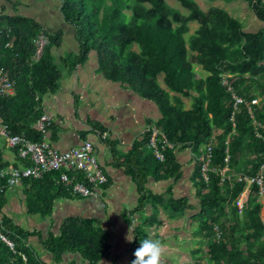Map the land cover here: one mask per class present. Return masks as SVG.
<instances>
[{
	"label": "trees",
	"instance_id": "1",
	"mask_svg": "<svg viewBox=\"0 0 264 264\" xmlns=\"http://www.w3.org/2000/svg\"><path fill=\"white\" fill-rule=\"evenodd\" d=\"M61 1L64 19L76 29L80 45L79 55L63 59L62 64L78 68L95 51L108 78L130 85L161 106L163 117L158 127L176 145L165 152L166 159L161 162L147 150L150 135L146 134L128 162L120 163L138 185L140 200L135 214L144 218L135 228L134 252L142 240L153 239L149 229L167 226V219L160 216L161 210L180 215L196 208L185 197L166 201L163 196L154 195L147 186L149 177L158 181L178 178L181 167L176 150L190 147L196 158L212 146L209 180L203 176L201 162L195 160L193 172L199 200L193 217L198 225L194 233L207 246L206 264H264V203L258 184L245 179L259 176L264 165V130L262 138L257 137L247 107L236 110L233 93L223 84V76L228 74L236 94L248 101L262 97L254 105V115L264 123V27L247 32L243 23L227 10L212 6L204 11L196 0H178L189 14L170 6L166 0ZM241 1L264 23V0ZM0 21V67L16 81L15 94L0 97V122L13 135L42 141L36 123L45 112L42 98L55 94L62 79L50 52L60 45L61 35L50 36L45 54L35 62V41L42 27L21 16L1 15ZM191 22H197L199 28L187 37ZM194 65L201 66L208 75L198 73ZM160 75H164L168 90L161 86ZM182 97L194 99L191 109L185 108ZM15 153L18 156L16 150ZM18 162L14 166L29 164L19 157ZM227 165L229 171L223 175ZM9 166L12 165L4 160L0 150V170ZM60 176L61 172L56 171L43 179L22 181L43 190L39 191L42 195L30 190L27 201L31 213L48 217L56 198L74 197L57 183ZM5 191L0 190L1 230L15 244L16 252L0 239V264H44L28 244L36 231H27L3 216ZM240 198L242 209L238 205ZM149 206L153 211L148 216ZM216 228L221 232L220 239ZM41 244L57 261L71 252L89 264H100L110 250L107 231L97 220L83 218L67 220L59 236L51 235ZM203 251L202 247L192 251L194 264L202 261Z\"/></svg>",
	"mask_w": 264,
	"mask_h": 264
},
{
	"label": "crops",
	"instance_id": "2",
	"mask_svg": "<svg viewBox=\"0 0 264 264\" xmlns=\"http://www.w3.org/2000/svg\"><path fill=\"white\" fill-rule=\"evenodd\" d=\"M61 7V0H0V16L33 19L49 37L61 35L60 45L50 50L54 63L62 73L59 89L55 94L42 98L44 111L55 119L54 128L48 138L58 152L79 147L85 141L92 142L99 163L108 177V183L101 189V196L98 198H56L52 213L44 217L31 213L27 201L32 190L40 195L43 190L39 185L21 182L6 189L3 216L11 218L16 225L27 231H36V235L29 238L28 244L44 264H89L79 254L71 252L57 261L41 244V240H46L51 235L59 236L63 224L72 218L97 220L107 231L110 250L100 264H131L135 228L144 218L135 214L140 200L138 185L127 167L120 163L128 162L127 158L131 157L135 146L142 144L148 126L158 127L163 117L162 109L156 101L130 85L108 78L100 68L95 51L78 68H67L62 64L63 59L79 55L80 45L76 38V29L65 21ZM248 14L255 25L245 31L257 32L264 27V23L253 12ZM205 75L203 76L206 77ZM184 98L186 97H182L186 104ZM1 129L0 124V150L3 151L4 160L11 165L19 164L15 150L2 135ZM101 135H106L107 138L102 140ZM147 150L150 152L149 148ZM176 155L181 175L159 181L151 176L147 186L154 195L163 196L166 201L172 198H188L191 206L196 207L186 210L193 219L199 203L193 181L196 159L190 147H180L176 150ZM152 211L153 208L149 206L146 215H151ZM168 213L171 214L166 210L160 211V216L166 217L168 222L163 227L165 231L161 232L169 231L171 235L174 232L183 236L189 233L187 230L179 231L178 226L183 224ZM130 227L132 241L128 242L125 236L128 235ZM163 228L149 231L155 237L156 233L161 234L159 231ZM168 244L171 246H167ZM183 250L184 247L177 243L172 245L166 242L162 258L164 264H173L172 261L178 260L179 253ZM188 250L190 249H185ZM188 255L192 257L193 264L192 252Z\"/></svg>",
	"mask_w": 264,
	"mask_h": 264
},
{
	"label": "built area",
	"instance_id": "3",
	"mask_svg": "<svg viewBox=\"0 0 264 264\" xmlns=\"http://www.w3.org/2000/svg\"><path fill=\"white\" fill-rule=\"evenodd\" d=\"M3 34V27L0 21V36ZM51 43L50 37L45 31H40L37 35L35 46L36 51L33 56L35 62H39L46 49ZM8 46H11L8 44ZM231 75L224 74L223 84L229 86V90L233 93L235 101L234 106L237 110L240 106H246L251 118L254 120L256 135L262 138L261 130H264V123L255 119L254 105L260 100L248 101L244 97L236 94L229 84ZM16 81L10 76L9 71L0 67V97L12 96L15 94ZM2 135L7 138L9 145L17 151L19 159L28 162V165L9 166L0 170V190L7 189L10 186L21 183L24 179H43L50 172H61L57 183L63 185L74 197H95L101 196V189L108 183V177L101 167L95 146L90 141H85L81 146L72 148L67 151H56L48 138L51 128L55 124L53 115L44 112L36 123V127L43 135L42 141H31L24 136L13 135L7 126L1 122ZM149 134L148 148L152 151L154 157L164 162L166 159L165 152L168 149H175L176 145L171 143L166 134L162 132L156 125H150L146 129ZM106 135H101V139L105 140ZM212 146L207 148V152L196 156V161L202 163V172L204 178L209 180V168L212 161ZM229 163V157L226 158ZM229 171L227 165L222 173L225 175ZM264 165L261 168L259 176L255 178L245 177L251 183H257L260 187L262 198H264ZM243 176L241 177V179ZM238 205L242 209L243 202L240 198ZM264 218V217H263ZM264 220V219H263ZM217 238H221V232L216 228ZM0 239L6 243L14 252L15 244L9 240L1 230L0 221ZM24 259L26 256L23 255ZM11 264V263H9Z\"/></svg>",
	"mask_w": 264,
	"mask_h": 264
},
{
	"label": "rangeland",
	"instance_id": "4",
	"mask_svg": "<svg viewBox=\"0 0 264 264\" xmlns=\"http://www.w3.org/2000/svg\"><path fill=\"white\" fill-rule=\"evenodd\" d=\"M196 1L198 2V4L201 6V8L204 11H208L212 6L221 7L223 9L227 10L235 18H238L243 23V25L245 26V29L247 28L248 30H250L255 25L249 19V14H248L249 12L251 14L253 11L251 10V8L248 7L247 3H245L241 0H234L230 3L225 1V0H196ZM166 2L170 6L176 8V9H179L184 14H189V11L187 9H185L178 0H166ZM245 10L249 11V12H246ZM190 28H191V31L187 37H189L190 35L195 33V31L199 28V24L197 22H191ZM257 28H259V27H257ZM253 30H256V29H253ZM135 49L138 50V46H135ZM194 67H195V70L198 73H200L201 75H205V74L208 75L207 72H204V70L201 66L194 65ZM159 82L163 88L167 89V86L164 83V75L159 76ZM184 99L186 102V104H185L186 108H192L193 103H194V99L192 97L184 98ZM259 100L261 101L262 97H260ZM262 202L264 203V198H262ZM189 214H190V212H186L185 214H180V215L168 213V215H170L174 218L175 217L178 218L181 221V223L183 224L181 226L180 225L178 226L179 231H182V230L189 231V233H187L185 236H183L181 234L176 235L174 232H173V235H171V232H169V231L166 233L161 232V231H165L164 228L159 231V232H161V234L156 233L155 237L150 234V231H149V234L153 237V239L156 238L157 240L159 239L163 244L165 243L164 245H166V242H167V243H170L172 245H173V243H177L181 247H184L183 252L179 253V256H178L179 259L176 261H172L173 264H192V257L190 255L187 256V254H189V253L191 254V252L196 250L198 247H202L204 250L203 253L201 254L202 261H200L199 264H206L207 261H206V259H204V255H206L205 251L207 249V246L202 242L200 237L195 235L194 231L196 230L198 225L190 217ZM263 217H264V208H263ZM165 219H166V217H165ZM170 220H172V219H170ZM186 223H187V225H186ZM176 232H177V229H176ZM167 246H171V245L168 244ZM185 249H190V250L185 251ZM174 258H177V255H174Z\"/></svg>",
	"mask_w": 264,
	"mask_h": 264
},
{
	"label": "clouds",
	"instance_id": "5",
	"mask_svg": "<svg viewBox=\"0 0 264 264\" xmlns=\"http://www.w3.org/2000/svg\"><path fill=\"white\" fill-rule=\"evenodd\" d=\"M129 229L128 235L125 236L126 241L131 242ZM165 252V245L160 240L144 239L140 246L135 250V259L131 264H164L163 255Z\"/></svg>",
	"mask_w": 264,
	"mask_h": 264
}]
</instances>
